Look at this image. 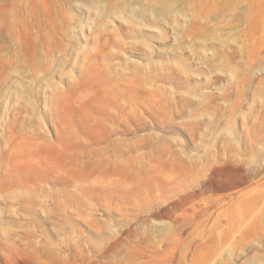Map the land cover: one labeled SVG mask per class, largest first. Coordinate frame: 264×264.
<instances>
[{
    "label": "rangeland",
    "instance_id": "374dc122",
    "mask_svg": "<svg viewBox=\"0 0 264 264\" xmlns=\"http://www.w3.org/2000/svg\"><path fill=\"white\" fill-rule=\"evenodd\" d=\"M0 264H264V0H0Z\"/></svg>",
    "mask_w": 264,
    "mask_h": 264
}]
</instances>
